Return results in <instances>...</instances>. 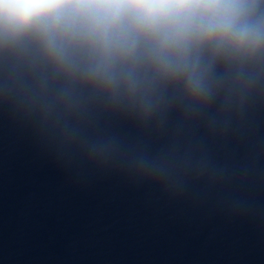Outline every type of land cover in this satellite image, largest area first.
<instances>
[{
    "label": "clouds",
    "instance_id": "1",
    "mask_svg": "<svg viewBox=\"0 0 264 264\" xmlns=\"http://www.w3.org/2000/svg\"><path fill=\"white\" fill-rule=\"evenodd\" d=\"M0 52L63 82L41 104L75 136L85 93L145 120L209 107L229 70L264 60V0H0Z\"/></svg>",
    "mask_w": 264,
    "mask_h": 264
}]
</instances>
